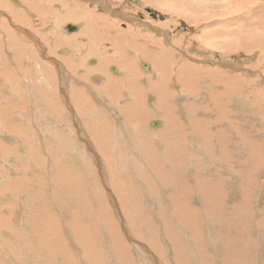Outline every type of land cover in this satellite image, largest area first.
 I'll return each instance as SVG.
<instances>
[{
  "label": "rangeland",
  "instance_id": "1",
  "mask_svg": "<svg viewBox=\"0 0 264 264\" xmlns=\"http://www.w3.org/2000/svg\"><path fill=\"white\" fill-rule=\"evenodd\" d=\"M21 1L0 0V214L12 222L0 231V263L264 264V0ZM142 44L183 69L169 86L168 66L154 77L181 94L166 112L179 147L174 133L154 138L167 128L144 73L132 92L139 68H154L140 63ZM116 96L140 102L125 115ZM86 129L107 141L90 142Z\"/></svg>",
  "mask_w": 264,
  "mask_h": 264
},
{
  "label": "bare ground",
  "instance_id": "2",
  "mask_svg": "<svg viewBox=\"0 0 264 264\" xmlns=\"http://www.w3.org/2000/svg\"><path fill=\"white\" fill-rule=\"evenodd\" d=\"M21 2H23L25 5H29V7H31V5L32 4H34V5H36V2L34 1V0H32V2L31 3H29L28 2V0H22ZM190 4V3H189ZM192 4V3H191ZM190 4V5H191ZM11 5V4H10ZM235 5H236V3H235ZM239 5V4H238ZM8 6V5H7ZM6 6V7H7ZM237 6V5H236ZM10 7V6H9ZM12 7V6H11ZM10 7V8H11ZM72 7V6H71ZM12 9H15L14 10V12L16 11V8L13 6L12 7ZM67 9V8H66ZM69 9V8H68ZM185 9V8H184ZM73 10V9H72ZM89 11V10H88ZM231 11V10H230ZM9 13V12H8ZM15 15V14H14ZM66 15L68 16L69 15V11H68V13H66ZM65 15V16H66ZM82 15L83 16H85V17H87V16H89V13H82ZM64 16V17H65ZM167 16V15H166ZM63 17V16H62ZM70 17V16H69ZM23 18V17H22ZM159 18V17H158ZM78 19V18H77ZM79 19H81V18H79ZM85 21V19H83V22ZM167 21V20H166ZM82 22V21H81ZM257 22H260V23H262L263 25H264V17L262 18V20H261V18H259L258 20H257ZM86 23V22H85ZM84 23V24H85ZM168 23V22H167ZM82 24V23H81ZM161 25V24H160ZM177 25V24H176ZM67 26L68 25H66L65 26V29L67 30V31H74V29H72V30H68L67 29ZM76 26V29H77V25H75ZM165 26V25H164ZM69 27V26H68ZM95 27V26H94ZM3 29H4V27H2ZM82 29V28H81ZM89 29V28H88ZM5 30V33L7 32V29H4ZM8 31H9V29H8ZM91 31V32H90ZM89 32H88V30H87V34H90V33H97V31H95V29L94 30H90ZM93 33V34H94ZM83 34V33H82ZM147 34V33H146ZM148 35V34H147ZM261 35V34H260ZM78 36V35H77ZM119 36H124L123 34H121V35H119ZM146 36V35H145ZM163 36V35H162ZM263 36V35H262ZM262 36H261V40H263L264 38H262ZM115 37V36H114ZM114 37H112V39H114ZM256 37V39H258V37L257 36H255L254 35V38ZM260 37V36H259ZM116 39V43H118V45H120V41H121V45H122V48L124 49V48H126L125 46L126 45H128V44H126V42L127 41H125V39H124V37H118V35H116V37H115ZM130 38H132V37H130ZM221 38V37H220ZM248 38V37H247ZM68 39V38H67ZM117 39H119V40H117ZM254 40V41H256L257 43H255V42H249L248 43V51H252V50H254L255 48V46L257 47V45H259V47L261 46L260 44H258L259 43V39L258 40ZM109 40V39H108ZM70 41V40H69ZM78 41H79V39H78ZM110 41V40H109ZM112 41V40H111ZM128 41H129V39H128ZM137 41V40H136ZM2 42V41H1ZM114 42V41H113ZM74 43V42H73ZM94 43V42H93ZM115 43V42H114ZM115 43V44H116ZM143 43V42H142ZM85 44V43H84ZM101 44V43H100ZM180 43H178V42H176V45H179ZM230 44V43H229ZM255 44H257V45H255ZM79 45V44H78ZM82 45V44H81ZM92 45V44H91ZM90 45V46H91ZM98 45H99V43H98ZM80 46V45H79ZM93 46V45H92ZM91 46V47H92ZM115 47H116V45H114ZM157 45H141L140 47H138L137 46V52H139L140 54H139V56H141L139 59L141 60L140 61V63H142L143 64V66L146 68V69H148V65L145 63L147 60H149L151 63H152V65H153V67L154 68H152V66H151V69L150 70H147V71H144V70H142L141 68H139L140 70H138V72L137 73H135L136 74V76H133L134 78H135V80H136V82H133V81H131V82H129L130 83V86L132 87V92L133 93H135L136 92V90L137 89H140V85L138 84V81H137V77L139 76V77H142L141 75H143V73H144V75L146 76V81H147V84H146V86H148V89L151 91L150 92V99H151V101H153L154 102V106H153V108H155V110H157V111H161L162 113H163V115L161 116L162 118H159V121L163 124V126H164V124H165V127L167 128V126L168 125H170V124H168V120H167V115L168 114H166V112H168V113H173V115H174V113H175V111H176V109H175V111H174V106H173V102L171 101L172 100V98L174 99V97L177 95V96H180L181 94L180 93H178L176 90L175 91H171V90H166V88H163L162 87V83L161 82H166V84L169 86V83H171V81H172V79L170 78V75H171V73L172 72H175V73H178L177 74V76L179 75L180 76V78H181V73L183 72L182 70V68H181V66H178V67H176L175 66V64H172V62L169 60V57H165L164 58V53L160 50V49H158V50H156V47ZM114 47V48H115ZM159 47V46H158ZM186 47H188V46H186ZM83 48V47H82ZM89 48V47H88ZM117 48V47H116ZM114 49L115 51H116V55H117V52H118V49ZM122 48H120L121 49V53H122ZM151 48V49H150ZM170 48H171V46H170ZM221 48V47H220ZM232 48V47H231ZM245 48V47H244ZM92 49V48H91ZM168 49V48H167ZM173 49V48H172ZM190 50V49H189ZM169 51V50H168ZM171 52V51H170ZM119 53V52H118ZM121 53H119L118 55H120ZM125 55V57L123 58V56H122V60L124 61V62H126V60H128V58L126 57V56H129V55H127V54H124ZM167 55V54H166ZM165 55V56H166ZM102 56V55H101ZM119 57V56H118ZM189 57V56H188ZM115 58V57H114ZM132 58V57H131ZM119 59V58H118ZM173 59V58H172ZM2 60V59H1ZM1 60H0V62H1ZM109 60V59H108ZM121 60V59H120ZM142 60H146L145 62L144 61H142ZM169 60V61H168ZM105 62H106V60H105ZM118 62V61H117ZM144 62V63H143ZM177 62H178V60H177ZM176 62V63H177ZM3 63V62H2ZM77 63V62H76ZM100 63V62H99ZM129 63V62H128ZM127 62L125 63V65H126V67L129 69L130 68V66H129V64H128ZM227 63V62H226ZM133 64V63H132ZM149 64V63H148ZM228 64V63H227ZM3 65V64H2ZM81 65V64H80ZM101 65V64H100ZM103 65V64H102ZM101 65V66H102ZM177 65H178V63H177ZM168 66V74H167V76H165L164 77V79H163V81H158V80H155L154 79V77L156 76V75H158V71H163V70H165L166 69V67ZM185 66V65H184ZM241 66V65H240ZM1 67V66H0ZM3 67V66H2ZM1 67V68H2ZM91 67V66H90ZM119 68V71H122V68L124 67V65L122 64L121 66H118ZM133 67V66H132ZM99 68V67H98ZM105 68H107V66L105 67ZM105 68L104 67H102V69H104L105 70ZM5 69V68H4ZM110 69H112V73H111V70ZM113 69H114V72H113ZM124 69V68H123ZM132 69V68H131ZM130 69V70H131ZM237 69V68H236ZM241 69V68H240ZM107 70V69H106ZM0 71H2V70H0ZM89 71V70H88ZM108 71V70H107ZM106 71V72H107ZM109 76H112V80H114L115 79V71H117V69H116V67H115V65H110L109 66ZM118 72V71H117ZM125 72H128V70H125ZM4 73V72H3ZM2 73V74H3ZM8 73V72H7ZM6 73V74H7ZM174 73V74H175ZM160 74V73H159ZM163 74V73H162ZM195 74V73H194ZM130 75V74H129ZM138 75V76H137ZM197 75V74H196ZM194 76V75H193ZM120 77V76H119ZM128 77V76H127ZM6 78V77H5ZM260 78V77H259ZM125 79V78H124ZM182 79V78H181ZM160 80H161V78H160ZM123 81V80H122ZM126 81H128L127 79H126ZM160 82V83H159ZM115 83V82H114ZM158 83H159V85H158ZM223 83V82H222ZM172 84H176L175 83V81L172 83ZM180 84V83H179ZM188 84V83H187ZM115 85V87H116V84H114ZM228 85V84H227ZM127 86V85H126ZM167 86V87H168ZM122 87H125V86H122ZM122 87H119L118 86V88H120L119 90H121V88ZM126 88V87H125ZM185 88V87H184ZM165 89V90H164ZM105 90V89H104ZM118 90V91H119ZM79 91V90H78ZM130 91V90H129ZM80 92H81V89H80ZM117 93V92H116ZM157 93H158V95H159V99L161 100L162 98V100H165V105L163 106V103H162V101H158L157 100ZM226 92H224L223 91V94H222V96L225 94ZM184 94V93H183ZM215 94V93H214ZM123 95H124V93H123ZM136 95V94H135ZM139 95V94H138ZM83 96H85V95H83ZM119 96V95H118ZM118 96H116V98H115V100L117 99L118 100ZM121 96V95H120ZM215 96V95H214ZM41 97V96H40ZM73 97V98H72ZM71 97V99H73V101L74 102H76V104L77 105H75V108H77V107H79V110H84V107L83 106H81V105H78V102L76 101V100H74L75 99V97L74 96H72ZM77 97V96H76ZM81 97V96H80ZM145 99H147L148 97H147V95H145ZM239 97V96H238ZM121 98H122V96H121ZM121 98H119V99H121ZM131 98V97H130ZM135 100H133V101H136V102H140V99H138L137 97H133ZM243 98V97H242ZM244 99V98H243ZM114 100V99H113ZM121 100H123V99H121ZM119 101L118 100V102H117V104H115L114 103V106L116 107H118L119 109H121V111H123L124 112V114L126 115V114H131V113H129V109H130V106H132V109L134 108V110L135 109H137V107H136V103L135 102H133L132 101V103H128L127 101L126 102H124L123 101V103H122V101ZM177 100V99H176ZM216 100H220V101H222V105H223V103H224V99L221 97V96H218V99H216ZM112 101V100H111ZM175 102V101H174ZM243 102H245V101H243ZM119 103V104H118ZM124 103H126V104H124ZM112 104V103H111ZM120 104L121 105H125L126 107L125 108H120ZM84 105H85V103H84ZM184 106H186V105H184ZM139 108V107H138ZM163 108H165V112L163 111ZM172 108V109H171ZM137 111V110H136ZM122 112V113H123ZM131 112V111H130ZM133 112V111H132ZM69 113V112H68ZM141 113V112H140ZM143 113V112H142ZM75 114V113H74ZM134 114H136V113H133L132 115H134ZM264 114V113H263ZM4 115V114H3ZM8 115V114H7ZM18 116V115H17ZM170 116L171 117H173L171 114H170ZM176 116V115H175ZM183 116H185V118L187 117L186 116V114L185 115H183ZM263 116V115H262ZM220 119L221 120V115L220 114H218L217 115V119ZM218 119V120H219ZM153 121H155V123H157V120H151V124H153ZM262 121H264V120H262ZM188 122V121H187ZM189 123H190V125L192 126H194V127H196V124H198V123H194L193 121H189L188 122V125H189ZM8 125H10L9 123H7ZM14 124V123H13ZM154 125V124H153ZM156 125V124H155ZM154 125V126H155ZM158 125V124H157ZM6 126V125H5ZM120 126V125H119ZM177 126V125H176ZM176 126H174L173 124L170 126V127H168L167 129H166V131H162L161 129H155L154 131H156L155 132V134H156V136L154 137V138H156V137H160V135L163 137V140L164 141H166L165 140V137H164V135L165 134H170V132H171V134H175V137H173V139L175 138V146H178L179 147V145H182L181 144V139L182 138H184V135H183V133H181V134H179L178 133V131H177V129H175V128H178V126L176 127ZM183 127V126H182ZM188 127V126H187ZM101 129V128H100ZM121 129V128H120ZM197 129V128H196ZM160 130V131H159ZM192 130V129H191ZM81 131V130H80ZM104 131V130H103ZM103 131H101V130H94L93 132L92 131H90V130H88V129H86V130H84V133L86 134V136H87V138H89L90 139V142H94L93 141V138L95 137V136H97L96 135V133L97 134H99L100 135V137H103L104 139H105V141H107L106 139H107V137L105 138V135H104V133H105V131L103 132ZM197 131L198 130H194L193 132L195 133V136L196 137H198L199 138V135L200 134H196L197 133ZM7 131H5V133H6ZM8 132H10V130L8 131ZM200 132V131H199ZM8 134V133H7ZM106 134H107V132H106ZM191 135V134H190ZM237 135L238 136H241V134L239 133V132H237ZM193 136H194V134H193ZM16 137V136H15ZM177 137V138H176ZM242 137V136H241ZM96 138V137H95ZM103 138L101 139V140H103ZM195 138V137H194ZM243 138V137H242ZM247 138H248V136H246V135H244V138H243V141H241V143H243V144H247ZM75 139V138H74ZM80 139V138H79ZM85 139V138H84ZM172 139V140H173ZM19 140V139H18ZM196 141H197V139H195ZM88 141V140H87ZM105 141H104V143H105ZM193 141V140H192ZM195 141V142H196ZM255 141V140H254ZM257 141V140H256ZM255 141V142H256ZM45 142V141H44ZM64 142V141H63ZM89 142V141H88ZM139 142V141H138ZM100 143V142H99ZM98 143V144H99ZM166 143H167V141H166ZM168 143H170L171 144V146L173 145L171 142H168ZM199 143V142H198ZM197 143V144H198ZM259 143V142H258ZM257 143V144H258ZM132 144V143H131ZM130 144V145H131ZM160 144V143H159ZM195 144V143H194ZM60 145V144H59ZM95 145V144H94ZM100 145H101V143H100ZM199 145V144H198ZM252 145V144H251ZM65 146V145H64ZM105 146V145H104ZM132 146V145H131ZM197 146V145H196ZM67 147V146H66ZM136 147H138V145L136 146ZM135 147V148H136ZM162 146H160V148H161ZM163 147H164V145H163ZM162 147V148H163ZM195 147V146H194ZM199 147H200V145H199ZM25 148V147H24ZM106 148V147H105ZM105 148H103V147H101V149L103 150V152H104V155L103 154H101L100 152H99V154H100V156L102 157V158H106L107 160L108 159H112V158H114V156H115V154H110L109 156H108V153H107V148L105 149ZM201 148V147H200ZM1 149V148H0ZM6 150H8V148H5ZM43 149V148H42ZM62 149V148H61ZM111 149V148H110ZM12 150V149H11ZM137 150H138V148H137ZM220 150V149H219ZM32 151V150H31ZM166 151V150H165ZM169 151H171V150H169ZM179 151V150H178ZM259 151H261V153H262V155H261V157L263 156V151L262 150H260L259 149ZM2 152V151H1ZM28 152V151H27ZM255 152H257V150L255 151ZM3 153V152H2ZM139 153V152H138ZM184 153V152H183ZM260 153V152H259ZM6 154V153H5ZM10 155V154H9ZM175 155H177V160L179 161L180 160V155H178V154H174V156ZM259 155V154H258ZM76 156V155H75ZM79 156V155H78ZM254 156H257V154L256 153H254ZM24 157V156H23ZM150 157V156H149ZM162 157V156H161ZM169 157H171V156H169ZM140 158L142 159V157L140 156ZM175 158V157H174ZM257 158V157H256ZM263 158H264V156H263ZM163 159H166L167 160V158H163ZM244 159V158H243ZM258 159V158H257ZM143 160V159H142ZM172 160H174V159H172ZM163 161V160H162ZM85 162V161H84ZM147 165V164H146ZM253 165V164H252ZM149 167V166H148ZM153 167V166H152ZM107 168V167H106ZM108 169V168H107ZM156 169V168H155ZM159 170V169H158ZM157 171V170H156ZM104 172V171H103ZM154 172V171H153ZM153 172H151V173H153ZM159 172V171H158ZM155 173H153L152 175H154ZM151 175V176H152ZM156 175H158V174H156ZM245 175V174H244ZM137 176V175H136ZM242 176V175H241ZM138 177V176H137ZM138 178H140V177H138ZM137 178V179H138ZM153 178V177H152ZM106 179V178H105ZM159 179V178H158ZM251 178H249V179H245V180H247V182H248V180H250ZM145 180V179H144ZM244 180V181H245ZM139 181V180H138ZM157 181V180H156ZM243 181V182H244ZM142 181H141V179H140V183H141ZM178 182V181H177ZM250 182V181H249ZM164 183V182H163ZM249 184V183H248ZM141 186V185H140ZM153 188H155V186L153 187ZM153 188H152V190H153ZM241 189V188H240ZM247 189V188H246ZM248 189H250L249 188V186H248ZM242 190V189H241ZM153 192V191H152ZM116 193V192H115ZM244 193V192H243ZM248 193V192H247ZM250 194H251V192H250ZM247 196V195H246ZM251 196V195H250ZM161 197V196H160ZM245 197V196H244ZM1 198V197H0ZM154 198V197H153ZM248 198V197H247ZM253 198V197H252ZM4 199H5V197H4ZM249 199H251V198H249ZM254 199V198H253ZM1 200V199H0ZM37 200V199H36ZM245 200H246V198H245ZM246 201H248L249 202V200H246ZM251 202V201H250ZM256 202V201H255ZM247 203V202H246ZM245 203V204H246ZM244 204V203H243ZM249 204V203H248ZM154 205V204H153ZM199 205V204H198ZM252 205H254V203L252 204ZM243 206H245V205H243ZM6 207V206H5ZM191 207V206H190ZM249 207V206H248ZM247 208V207H246ZM261 208V207H260ZM249 209V208H248ZM45 211V210H44ZM246 211H248L247 209H246ZM260 211V214H261V210H259ZM5 212V211H4ZM34 212V211H33ZM47 212V211H46ZM245 212V211H244ZM9 213V212H8ZM262 213H264V211L262 212ZM129 214V213H128ZM246 214H248V213H246ZM11 215V214H10ZM17 216V215H16ZM8 215H5V214H0V231L2 232V231H4V230H6V228L8 229L9 228V226L11 225V223L12 222H8ZM13 217V216H12ZM14 217H15V215H14ZM10 219H12L11 218V216H10ZM9 219V220H10ZM73 220V219H72ZM36 221V220H35ZM23 224V223H22ZM21 224V225H22ZM118 228V227H117ZM10 229V228H9ZM22 229V228H21ZM16 230H18V229H16ZM9 230H7V232H8ZM14 231V230H13ZM25 231V230H24ZM18 232V231H17ZM161 232V231H160ZM20 233V232H19ZM16 235V234H15ZM100 236V235H99ZM2 237V236H1ZM3 238V237H2ZM63 239H65L66 240V238H63ZM116 239V238H115ZM169 239V238H168ZM1 241V240H0ZM5 242V241H4ZM19 242V241H18ZM30 242V241H29ZM118 242V241H117ZM123 243V242H122ZM127 243V242H126ZM174 243V242H173ZM181 243V242H180ZM219 243V242H218ZM145 244V243H144ZM201 245V244H200ZM140 247V246H139ZM179 248V247H178ZM10 249V248H9ZM79 249V248H78ZM170 249V248H169ZM2 251V250H1ZM3 251H4V249H3ZM148 251V250H147ZM139 252V251H138ZM141 252V251H140ZM9 253V252H8ZM142 253V252H141ZM144 254V253H143ZM142 254V255H143ZM153 256V255H152ZM108 258V257H107ZM142 258V257H141ZM79 261V260H78ZM2 263V262H1ZM0 263V264H1ZM150 263V262H149ZM200 263V262H199Z\"/></svg>",
  "mask_w": 264,
  "mask_h": 264
},
{
  "label": "crops",
  "instance_id": "3",
  "mask_svg": "<svg viewBox=\"0 0 264 264\" xmlns=\"http://www.w3.org/2000/svg\"><path fill=\"white\" fill-rule=\"evenodd\" d=\"M21 8V7H20ZM18 17H14V18H12V23L13 24H16L17 25V27H22V25H20L19 23H18V21H20V22H22V19H17ZM9 24V23H8ZM9 28V27H8ZM37 29H39V30H41V25H39V26H37ZM23 31V30H22ZM8 36H12V41H10L9 40V37ZM15 38H16V35L15 34H13V35H11V34H7V32H6V40H5V42L8 44V42L9 43H15ZM18 42V41H17ZM6 45V44H5ZM13 48V47H12ZM5 49V48H4ZM14 50H16L15 48H13Z\"/></svg>",
  "mask_w": 264,
  "mask_h": 264
},
{
  "label": "water",
  "instance_id": "4",
  "mask_svg": "<svg viewBox=\"0 0 264 264\" xmlns=\"http://www.w3.org/2000/svg\"><path fill=\"white\" fill-rule=\"evenodd\" d=\"M161 18H163V17H161ZM70 29H74V27L73 26H70Z\"/></svg>",
  "mask_w": 264,
  "mask_h": 264
}]
</instances>
